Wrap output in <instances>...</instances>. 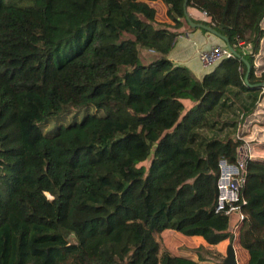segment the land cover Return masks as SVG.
<instances>
[{"label":"trees","instance_id":"obj_1","mask_svg":"<svg viewBox=\"0 0 264 264\" xmlns=\"http://www.w3.org/2000/svg\"><path fill=\"white\" fill-rule=\"evenodd\" d=\"M151 1L0 0V264H224L219 163L264 95V0H188L250 84L237 57L203 77L174 62L186 0H162L172 22ZM244 178L238 242L264 264V161ZM168 229L208 245L176 255Z\"/></svg>","mask_w":264,"mask_h":264},{"label":"crops","instance_id":"obj_2","mask_svg":"<svg viewBox=\"0 0 264 264\" xmlns=\"http://www.w3.org/2000/svg\"><path fill=\"white\" fill-rule=\"evenodd\" d=\"M154 7L157 9V14H158V8L156 6ZM189 14L191 17L197 19H203L206 17V14L204 12H201L196 9L190 10ZM157 20L162 22H172L168 18L166 11H165V17H163L162 19L157 18ZM182 30H183L182 33L178 35L176 44L170 53V58L176 63L187 65L190 69H192V71L198 77H203L206 73L213 70L214 66L212 67L203 66L199 58V53L203 50H207L211 48L212 46L225 45L226 43L220 37L212 34L208 30L204 31L203 28L201 27H194V29H190L185 26L184 28H182ZM256 113L257 111L249 115L245 120V122L247 123L244 122L242 127L243 128L242 130L246 134L245 137H242V139L246 142L245 154L252 157L253 159L255 157L254 151L256 150V148L258 146L264 148L263 138H261L257 144L252 143L255 142L254 139H250V140L247 139L248 137H252V135H250V132L252 129L255 128L256 121L254 120V117H256ZM247 119L249 120L247 121ZM236 223H237V215L234 214L231 217L230 228H229L230 231L235 234L234 242L231 243L230 239L227 238L221 241L219 244H217V248L226 256L229 245L234 244L238 264H246L247 261L249 260V253L238 242V235H236V233L234 232ZM161 236L165 238L164 239L165 246L169 248L176 255H181V256L196 257L193 250L201 245H205V246L208 245L206 239L201 235L187 236L176 230H170V229L165 230L164 232H162ZM171 236H173L176 239L175 241H178L181 245L180 244L176 245V242L171 240L170 238ZM177 246H181V247H177ZM206 264H214V263L207 262Z\"/></svg>","mask_w":264,"mask_h":264},{"label":"built area","instance_id":"obj_3","mask_svg":"<svg viewBox=\"0 0 264 264\" xmlns=\"http://www.w3.org/2000/svg\"><path fill=\"white\" fill-rule=\"evenodd\" d=\"M235 57L233 52L227 45H215L207 50L199 53V58L203 66H215L219 61L225 58ZM250 157L243 154L236 163H230L226 159L220 160L221 173L218 179V200L217 211H224L227 215H237V223L235 224V233L238 235L240 223L244 218L241 210L240 188L245 181L244 172L247 169V158Z\"/></svg>","mask_w":264,"mask_h":264},{"label":"rangeland","instance_id":"obj_4","mask_svg":"<svg viewBox=\"0 0 264 264\" xmlns=\"http://www.w3.org/2000/svg\"><path fill=\"white\" fill-rule=\"evenodd\" d=\"M151 4L158 8V14H157V18L158 19H162L163 17H165L166 9H165V4H164V2L162 0L152 1ZM263 26H264V23H263ZM256 63H257L259 68L264 66V37L262 39V42H261V45H260V48H259V52H258V55H257V58H256ZM261 72L262 71L259 70L256 75L257 76L261 75ZM260 103L261 104L259 105V107L257 109L256 117H254V120L256 121L255 128L252 129L251 132H250V135H252V137H248L247 138L249 140L250 139H254L255 142H252V143H255V144H257L260 141L261 138L264 139V95H263ZM252 119H253V117H252ZM248 120L249 119H247V121ZM245 123H247V122H245ZM245 135L246 134H244V136H242L240 134V138L241 137H245ZM254 154H255L254 159L264 161V148L263 147L258 146L256 148V150L254 151ZM261 157H263V158H261ZM170 238H171V240L176 242V245L180 244L178 241H175L176 239L173 236H171ZM164 239L165 238L162 237L163 243H164ZM177 247H181V246H177ZM241 258H240V260H241ZM214 264H217V263H214Z\"/></svg>","mask_w":264,"mask_h":264},{"label":"water","instance_id":"obj_5","mask_svg":"<svg viewBox=\"0 0 264 264\" xmlns=\"http://www.w3.org/2000/svg\"><path fill=\"white\" fill-rule=\"evenodd\" d=\"M184 12H185L187 21L190 23V25L192 27H201V28H204V29L208 30L209 32H211L212 34L220 37L226 43L227 47L233 52V54L235 55V57L243 60L246 63L247 68H248L247 69V74H246V82L249 83V75H250V72H251V64H250V62L246 58H244L231 45V43L229 42V40H228V38L226 36L220 34L216 29H214L211 26H207V25H204V24H201V23L194 22L192 20L191 16H190L189 12H188V0H186L185 1V4H184ZM251 86L257 87V88H263L264 89V81L258 82L256 84H251ZM224 264H238V260H237V257H236V250H235L234 244H230L229 245L228 250H227L226 257L224 259Z\"/></svg>","mask_w":264,"mask_h":264}]
</instances>
